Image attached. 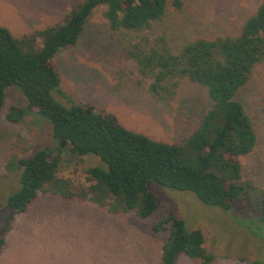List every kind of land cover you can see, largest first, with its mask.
Returning a JSON list of instances; mask_svg holds the SVG:
<instances>
[{
	"label": "trees",
	"instance_id": "obj_1",
	"mask_svg": "<svg viewBox=\"0 0 264 264\" xmlns=\"http://www.w3.org/2000/svg\"><path fill=\"white\" fill-rule=\"evenodd\" d=\"M177 7L181 0H174ZM169 0H81L56 26H48L19 38L0 25V110L9 87L18 86L26 107L13 106L8 118L20 120L27 111L36 112L52 125L54 147L33 155L12 157L9 170L19 169L18 188L7 198L10 209L26 212L40 192L65 199L92 201L111 214L135 212L147 218L158 208L159 195L149 187L156 181L179 190L194 192L202 202L231 210L236 201L248 198L256 215L242 218L256 236L264 228V187L244 179L241 157L256 147L258 136L250 115L238 99L239 91L264 64V0L236 35L200 37L174 52L165 36H143L122 47L158 100L171 98L188 79L205 86L211 104L197 118L195 129L179 141L153 138L124 125L112 112L93 103L63 104L61 75L55 56L74 46L89 19L99 8L114 29L149 30L164 19ZM264 114V95L262 97ZM65 140L66 147L61 146ZM94 154L104 165L86 168L93 182L75 191L71 181L56 173L62 154ZM156 231L169 230L162 247V264H177L180 254L211 264L214 256L205 247L200 228L189 230L175 214L154 224ZM6 237H0V254ZM253 264H264L255 260Z\"/></svg>",
	"mask_w": 264,
	"mask_h": 264
},
{
	"label": "rangeland",
	"instance_id": "obj_2",
	"mask_svg": "<svg viewBox=\"0 0 264 264\" xmlns=\"http://www.w3.org/2000/svg\"><path fill=\"white\" fill-rule=\"evenodd\" d=\"M81 0H0V25L21 38L48 26H56ZM169 0L163 20L149 30H114L97 9L74 46L55 56L63 104L93 103L99 110L114 113L127 127L153 138L177 142L195 129L197 118L211 104L208 90L183 80L176 93L158 100L140 82L134 63L122 55V47L143 36H165L176 52L187 42L204 37L240 33L246 20L262 0ZM264 64L257 66L249 83L237 97L253 120L258 141L254 150L241 157L243 176L264 187ZM18 86L7 89L0 110V237L6 245L0 264H162V247L170 231H156L154 224L169 214L184 219L189 230L200 228L205 247L214 256L211 264H253L264 261V228L260 236L242 218L256 215L248 198L236 201L231 210L205 204L192 191L167 187L152 181L159 195L157 210L147 218L135 212L111 214L92 201L65 199L40 192L26 212L9 208L8 196L20 181V170H9L12 157L23 158L54 147L51 123L27 111L18 121L8 118L13 106L26 107ZM66 147V144L63 148ZM104 163L94 154H62L56 175L71 181L75 191L87 187L86 168ZM177 264H198L180 254Z\"/></svg>",
	"mask_w": 264,
	"mask_h": 264
},
{
	"label": "water",
	"instance_id": "obj_3",
	"mask_svg": "<svg viewBox=\"0 0 264 264\" xmlns=\"http://www.w3.org/2000/svg\"><path fill=\"white\" fill-rule=\"evenodd\" d=\"M65 140H62L61 146L64 147L65 146Z\"/></svg>",
	"mask_w": 264,
	"mask_h": 264
}]
</instances>
